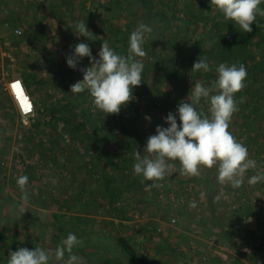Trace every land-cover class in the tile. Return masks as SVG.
<instances>
[{
    "label": "rangeland",
    "instance_id": "obj_1",
    "mask_svg": "<svg viewBox=\"0 0 264 264\" xmlns=\"http://www.w3.org/2000/svg\"><path fill=\"white\" fill-rule=\"evenodd\" d=\"M143 1L147 2L146 6ZM112 2L113 0H0V197L19 201L23 207L22 194L16 181L21 175L28 176L30 202L27 207L38 208L37 201L40 200L48 204L47 213L61 217L63 224L69 225L72 220L76 222L74 233L83 241L77 247L82 255H78L80 264H159V261L164 260L170 264H188L192 257L186 245L180 246L177 253H170L167 251L168 247L161 248L164 235L161 228L136 238V228H129L136 226V223L125 225L113 220L114 216L123 219L125 210L128 209L133 216L143 210L145 216L149 217L152 215L151 210L155 212L157 209L160 212L167 205L166 211L170 212L167 218H171L172 213L176 218L175 224L169 225L176 228L179 225L177 208L180 202L177 203L174 199L177 195L180 197L182 187L178 186V181L183 177L179 163H174L170 176L160 181V186L146 188L145 184H140V192H135L133 185L131 188L127 185L128 181L133 180V165L128 163L129 168L125 171H120L118 167L121 165L120 161L128 158L130 150L135 146L142 153L147 138L155 135L156 127H167L164 118L168 113L176 112V97L166 81L168 76L172 78V75L180 73L185 78L187 91L182 92L181 95L185 98H180L179 103L191 102V86L199 80H203L212 89L211 94H217L213 82L218 64L208 59L212 71L191 72V64L194 62L191 58L192 46L203 41L199 48L216 54V33L220 32L225 38L220 47H226V37L228 39L231 34L227 28L234 24L216 11L211 0H120L119 5ZM149 9L153 10L151 15L148 14ZM210 10L211 13L208 14ZM81 20H85L87 28L95 35V40L88 41L73 32L76 23ZM165 20H170L173 25L169 23L165 26ZM189 21L193 23L182 32V26ZM140 23L153 29L146 36L144 44L147 51L142 73L144 81L133 88L135 100L121 108L119 115L122 120H119L115 114L106 115L97 110L87 91L79 94L70 91L74 83L83 79L80 69L88 67L90 61L88 57L82 58L77 69L73 70L67 66L66 57L72 53L75 45L86 42L92 56L98 59L104 41L118 54L128 55L130 33ZM15 28L21 31L20 36L13 34ZM182 36L185 38L182 44L175 42L176 38ZM263 56L264 43L247 49V75L252 72L250 67L254 62H260ZM254 74L257 81L250 82L252 78L246 77V86L235 94L239 110L233 114L230 126L235 128L243 123V119L248 123L254 119V130H258L261 136L257 134L263 140L261 138L256 141L257 145L255 143L256 146H261L258 151L249 150L248 153L249 158L254 159L259 166L261 163L258 162V157L260 160L264 159V67ZM20 77L30 85L33 94L28 95L35 106L34 116L26 124L21 122L7 91L8 83L13 79L21 80ZM7 78L10 80L4 90L3 80ZM253 94H256L255 97ZM209 107V102L203 98L196 106L205 116H210ZM177 122L179 124V120ZM122 124H133L139 131L140 141L128 138L119 147L121 142L123 144L120 132ZM231 128L228 130H232ZM124 149H127L128 154H124ZM132 158L134 162V156ZM254 171L255 169H250L247 173ZM258 172L264 174V169L260 167ZM108 177L116 180L115 187L113 186L116 197L111 204L109 195L104 190V180ZM117 179L120 181L117 182ZM131 194L140 199L149 197L147 199L151 202L142 200L147 202V206L139 208L134 201L129 202ZM229 200L223 204L227 205ZM223 210L227 212L224 207ZM226 217L231 220L234 233L237 231L241 237L235 241L231 238L235 250H232L226 264H264V225L260 230L255 229L259 232L253 236L259 240V245L255 248L251 243L254 239L247 235H253L256 223H238L245 219L236 212L229 213ZM220 218L219 221L222 222V216ZM151 222L145 221L142 225L149 224L152 227ZM118 238L134 246V263L119 253L122 248L118 252L113 250V241ZM177 238L180 239L175 235V239ZM182 240L183 238L180 244ZM207 242V247L201 249L203 256L199 260L195 259L193 264L211 263V255L218 250L214 244L218 239L209 237ZM169 244H175V240ZM253 256H257L258 261ZM230 258L233 261H229ZM215 264L223 263L217 261Z\"/></svg>",
    "mask_w": 264,
    "mask_h": 264
},
{
    "label": "clouds",
    "instance_id": "obj_2",
    "mask_svg": "<svg viewBox=\"0 0 264 264\" xmlns=\"http://www.w3.org/2000/svg\"><path fill=\"white\" fill-rule=\"evenodd\" d=\"M211 2L216 11L238 26L242 33L252 32L257 16H264V8L260 7L264 0ZM73 32L88 41L95 40L85 20L78 21ZM152 32L151 26L140 23L130 33L128 55L118 54L107 41L102 44L98 59L92 56L88 43L75 45L66 57L67 66L76 70L84 57L89 58L90 65L80 69L83 79L74 83L70 91L73 94L87 91L97 110L106 115L119 114L122 107L135 100L133 88L143 80L144 60L147 58L145 39ZM210 71L212 68L206 57L198 58L191 68L193 73ZM215 73L213 86L217 94H211L212 89L203 80L197 81L190 89L191 102L179 103L176 112H170L164 118L168 126H157L155 135L147 138L143 152L135 151L133 175L140 177L146 188L160 186L159 182L170 176L175 162L180 165L181 175L187 176H199L201 167H216L218 181L236 189L244 184L246 173L256 168L257 162L249 158L247 147L237 142L228 130L233 114L239 110L234 97L246 86L247 69L243 64L229 66L220 63L215 67ZM15 85L21 103L28 108V98L21 83L17 81ZM202 98L209 102L210 116L203 115L196 108ZM261 181H264V174L247 177L250 185ZM16 183L23 205L27 207L30 202L29 178L21 175ZM195 206V202L190 203V207ZM82 243L75 233H69L54 253L42 247L20 248L9 253L7 264H51L53 255L55 260L64 261L65 253L68 254L65 264H80V257L73 253V249Z\"/></svg>",
    "mask_w": 264,
    "mask_h": 264
},
{
    "label": "crops",
    "instance_id": "obj_3",
    "mask_svg": "<svg viewBox=\"0 0 264 264\" xmlns=\"http://www.w3.org/2000/svg\"><path fill=\"white\" fill-rule=\"evenodd\" d=\"M20 79L22 80L21 77ZM8 80L10 79L7 78L3 80L4 90L5 87L7 86ZM22 81L27 87L29 94L32 95L33 92L30 85L27 83V81L24 80ZM242 121L243 123H241L240 126L236 124L238 126H236L235 128L234 127L231 128V126L229 125V127L232 129L230 130V132L235 137L237 142H240L247 147L248 151L251 150L252 152L254 151L256 152L258 151L259 147H261V146H256L257 145L256 141L260 140L261 138L263 140V137H260L261 134L258 132V130H254V123H255L254 119L249 120V123L247 122L246 119L245 120L243 119ZM253 130L256 133V136H254L255 133L252 132ZM257 133H259L260 136ZM131 151L132 150H130V152ZM125 159L126 158H124V160ZM126 160H127V164L130 163L131 165H133L134 162L132 161L133 158L131 155H129L128 159ZM258 162H260L261 164L259 166H256L254 173H246L245 182L238 189L232 188L228 184L220 183L217 179L218 173L216 167H213L212 169L201 167L199 176L183 175L182 180L178 181L179 184L178 186L182 187L181 189L182 191H180L181 192L180 197L179 195H177L176 199H174L176 200L177 203L179 202L182 203V204L179 203L178 208L176 207L177 210H179V215L177 216L179 220L178 221L179 225L176 228H174V226H170L168 223L170 218L168 219L167 216L170 212L168 210L166 211L167 205L163 207V209L160 212H157V209L154 210L155 212L151 210L152 215L149 217L145 216L144 213L145 211L143 210H140V212H138L133 216V214L129 212L128 209L125 210L123 219H119L120 217L114 216L113 220L123 222V224L125 225H134V223H136L135 224L136 226H129L130 229H133V227L136 228V232H137L135 234L136 238H139L141 234L146 235L148 234V232L153 231L154 229L161 228L164 233V235L162 236L163 238L161 240V243L163 244L161 248L168 247L167 251H170V253H177V250L180 249V246L183 247L186 245L188 248V252H190V257L193 258V259L190 258L191 261L188 264H193V262H195L194 261L195 259L198 258L199 260L200 257L203 256L202 254L204 252L201 249L207 247V243H208L207 240L209 239V237H211V239L213 240L218 239V242L214 243L216 244L218 250H216L211 255L209 259L211 261L210 264H215V262L217 261H219V263L221 262L223 264H226L227 262L226 260L228 259L230 254L232 255V250H235V248L223 240L222 231L227 232L229 237L232 236L230 237V239L231 238L232 240L234 239L233 241L239 240L241 238L240 234L237 231H235L236 233H234L233 227L231 226L233 224H230L231 220H228L229 218H227L226 215H229V213L236 212L237 215H239L240 217H244L245 219L244 222L249 223L250 225L253 222L256 223V226L253 228L254 232H256L255 229L260 230L264 225V194H263L264 183L259 182L254 185H250L247 183V177L258 174L259 173L258 169L260 167L262 170L264 169L263 168L264 159L260 160V158L258 157ZM140 179L141 178L139 177L133 176V180L130 179L131 181H128L129 186L131 183L135 187L134 188L135 192L136 190L137 192H140L138 191L140 190V184H143L141 183ZM224 192L225 195L223 196ZM227 192L229 193V195ZM147 198L149 197H145V199ZM128 199H130L129 202L134 201L135 203H137V207L139 208L141 206H147L146 205L147 202L142 201L145 199L144 198L140 199L136 195L134 196L133 194H131V198L129 196ZM227 199H230L229 201H227L228 204L227 205L223 204V202H226ZM147 200L149 203L151 202L150 199ZM192 202H195L196 205L195 207H190V203ZM222 206L224 207V209L226 208L227 212L223 210ZM220 216H222L223 218L222 222L219 221V219H221ZM171 217H173V213ZM133 218L135 220H133ZM145 221H152L151 222L152 227H150L149 224L142 225V223H144ZM170 227L174 228L175 230H171ZM258 230L256 233L253 232V235L251 233L248 234L247 236H252L253 238L254 235L259 233ZM175 235L177 237H180V239L179 238L175 239ZM182 238H183L182 244H180ZM174 240H175V244H169L172 243V241ZM116 241L117 239L113 241V246H114L113 250H116L118 252L121 251L120 249L121 247H119V244ZM128 244L133 249L134 254L136 255V251L133 248L134 246L131 245L130 243ZM262 250H263L262 253H264V245ZM167 251L165 252L168 253ZM226 252L228 253L225 254ZM119 253H122L123 257L128 258L124 255L122 251ZM253 257H256L257 259V256H253ZM128 259L130 260L131 263L135 262V260L133 261L130 258ZM229 261H233V258H230ZM159 262H160L159 264L162 263L170 264V262H168L167 260H164L162 262L159 261ZM228 264H230V262H228Z\"/></svg>",
    "mask_w": 264,
    "mask_h": 264
},
{
    "label": "trees",
    "instance_id": "obj_4",
    "mask_svg": "<svg viewBox=\"0 0 264 264\" xmlns=\"http://www.w3.org/2000/svg\"><path fill=\"white\" fill-rule=\"evenodd\" d=\"M112 3L114 5H119L120 0H113ZM142 3L144 4V6H146L147 4V2L144 1ZM260 7L264 8L262 4L260 5ZM152 11V9H149L148 14L151 15ZM210 13L211 10L208 12V14ZM163 23L165 26L169 25V23L173 25V22H171L170 20H165L163 21ZM191 23H193V21H189L187 24L183 25L181 31L184 32L185 28L189 27ZM252 29L253 31L250 33H242L238 26L234 25L232 27L230 25L227 30L231 34L228 39L226 37V47H224L225 45L220 47V45L223 44L222 41L225 40V38L222 37L221 34H219L220 32H218L215 35L218 40V48L216 50V54H214L213 51L208 52L207 50L199 48V44L203 43V41H200L199 43L197 42L198 44L196 43L192 46L193 54L191 58L195 62L198 58H200L201 55V58L206 57L207 60H213V62L217 63L218 65L220 63L227 62V64H230V66L234 63H236L237 66H239L240 64H243L245 66V64H247L246 59L248 57H246L247 49H249L250 46H259L260 44L264 43V16H257L255 23L252 25ZM176 39L177 40L175 42H177L178 44H182L185 40L184 36ZM194 62H192L191 66H193ZM262 67H264V56L262 57L260 62H254L253 66L250 67L252 69V74L250 73L249 69L248 73L250 74L247 75V77L249 76L252 78L250 82H254V80L257 81L254 72L259 73ZM184 79V76H182L180 73L172 75V78L168 76L166 79V81H168V84H170L171 86L172 92L175 94V106H178L180 98H185L184 95H181L182 92L187 91V85L185 84ZM25 90L29 94L26 86ZM255 95L256 94H253L254 97ZM115 115L119 118V120H122L121 115ZM120 132L122 133L121 136H123V144L121 145L122 142L120 144L116 143V145L119 144V147L123 146L128 138H133L135 142H138V140L140 141L138 137L139 131L133 124H122ZM103 135H105L104 138H107L106 134ZM137 147L138 146H135L133 150L129 152V155L134 156L135 151L138 149ZM124 154H128L127 149H124ZM126 159L120 161L121 165L118 167L120 168V171H125L128 168L126 166ZM122 173L123 172H120L121 175H123ZM118 181L120 180L117 179V182ZM114 182H116V180H111V177L105 178L104 180V190L109 195L110 204L114 203L116 197L113 192L115 187ZM127 185L128 188H131L130 186H132L131 183L130 186L128 183ZM5 200L7 199L0 197V264H7L9 253L20 248H27L29 250H32L37 247H42L51 250L54 253L56 247L61 244V242L67 237V235L69 233L75 232L76 222L72 220L69 225L63 224L61 217L47 213L49 208L46 202L43 203L38 200V208H31L25 206L22 207V204H20L19 201L16 202L11 199L7 201ZM222 238L232 247H235V244L231 241L227 232L222 231ZM117 242L122 248V252L124 253V255L134 261L136 259V255L134 254L133 249L129 246L128 242L122 238H118ZM73 253L82 256L81 254H79L78 248H74ZM67 257L68 254L65 253L64 261H57L55 260L53 255L51 264H65Z\"/></svg>",
    "mask_w": 264,
    "mask_h": 264
},
{
    "label": "built area",
    "instance_id": "obj_5",
    "mask_svg": "<svg viewBox=\"0 0 264 264\" xmlns=\"http://www.w3.org/2000/svg\"><path fill=\"white\" fill-rule=\"evenodd\" d=\"M13 34L16 35V36H20L21 35V31L18 30L17 28H15L13 30ZM17 81L21 83L22 88L24 90V93H25V95L28 98V102H29V105H30V107L28 108V110H25L23 104L21 103V99L18 97V95L16 94V91L13 88V85ZM7 91L9 92V94L11 96V99H12L14 105H15L17 114H18L19 118L21 119V122H23L24 124H26L34 116L35 106L33 104L32 99L29 97L28 93L26 92L25 86H24L23 82L21 80H19V79H13V80H11L8 83ZM175 222H176V218L175 217H171L169 219V224L170 225L175 224ZM238 223L241 224V223H245V222H244V220H240ZM252 239H254V240H252L251 243H253L254 244V247L257 248L258 245H259V240L256 237L255 238L253 237Z\"/></svg>",
    "mask_w": 264,
    "mask_h": 264
},
{
    "label": "snow or ice",
    "instance_id": "obj_6",
    "mask_svg": "<svg viewBox=\"0 0 264 264\" xmlns=\"http://www.w3.org/2000/svg\"><path fill=\"white\" fill-rule=\"evenodd\" d=\"M13 88L15 89L16 88V85L14 84L13 85ZM18 97H20L19 95H18ZM24 106V105H23ZM30 107V105H28V108ZM28 108H26L25 110H28Z\"/></svg>",
    "mask_w": 264,
    "mask_h": 264
},
{
    "label": "bare ground",
    "instance_id": "obj_7",
    "mask_svg": "<svg viewBox=\"0 0 264 264\" xmlns=\"http://www.w3.org/2000/svg\"><path fill=\"white\" fill-rule=\"evenodd\" d=\"M20 98V97H19Z\"/></svg>",
    "mask_w": 264,
    "mask_h": 264
}]
</instances>
